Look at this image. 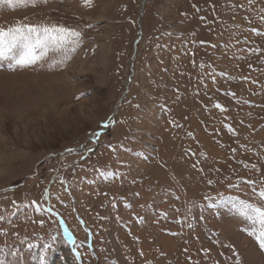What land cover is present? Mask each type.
I'll return each mask as SVG.
<instances>
[{"label": "rangeland", "instance_id": "obj_1", "mask_svg": "<svg viewBox=\"0 0 264 264\" xmlns=\"http://www.w3.org/2000/svg\"><path fill=\"white\" fill-rule=\"evenodd\" d=\"M0 29V264H264V0H0Z\"/></svg>", "mask_w": 264, "mask_h": 264}, {"label": "snow or ice", "instance_id": "obj_2", "mask_svg": "<svg viewBox=\"0 0 264 264\" xmlns=\"http://www.w3.org/2000/svg\"><path fill=\"white\" fill-rule=\"evenodd\" d=\"M9 2H11V0H9ZM18 31V30H17ZM34 31V29H32L31 27H29V32H32ZM53 32L55 31H60V32H64V33H70L71 35H79V33H76L75 31L73 30H70V29H53L52 30ZM44 32L45 33H49V29H44ZM5 33L2 29H0V39H2L4 37ZM15 39V36L13 37ZM23 40H29L30 39V36H23L21 37ZM53 40H58V41H63L65 38L63 36H60V37H56V36H53L51 37ZM38 39V43H43L42 41ZM47 39V37H46ZM4 53L3 52H0V55H3ZM35 57H33L32 59H21L20 61H18L19 63L21 64H24V63H34L35 62ZM261 196L264 197V192H261ZM255 211L260 215V218H261V222L264 223V210L260 209V208H256ZM264 235V234H262Z\"/></svg>", "mask_w": 264, "mask_h": 264}, {"label": "water", "instance_id": "obj_3", "mask_svg": "<svg viewBox=\"0 0 264 264\" xmlns=\"http://www.w3.org/2000/svg\"><path fill=\"white\" fill-rule=\"evenodd\" d=\"M143 4H144V1L142 2L141 9H142V7H143ZM138 32L140 33V27H139V24H138Z\"/></svg>", "mask_w": 264, "mask_h": 264}]
</instances>
